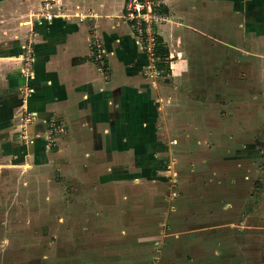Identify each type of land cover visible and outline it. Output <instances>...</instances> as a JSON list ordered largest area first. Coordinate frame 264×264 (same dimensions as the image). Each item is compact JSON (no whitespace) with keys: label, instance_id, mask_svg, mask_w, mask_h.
<instances>
[{"label":"crops","instance_id":"1","mask_svg":"<svg viewBox=\"0 0 264 264\" xmlns=\"http://www.w3.org/2000/svg\"><path fill=\"white\" fill-rule=\"evenodd\" d=\"M124 1L53 0L48 22L33 16L40 0L0 12L28 19L6 114L19 122L10 138L20 144H1L0 159L46 152L48 121L62 123L59 161L80 189L75 247L94 248L83 263L264 264V0H159L168 66L157 73L166 81L145 76L149 61L121 16ZM230 86L232 100L220 99ZM27 112L26 133L40 134L32 140L20 126ZM87 231L106 234L85 247Z\"/></svg>","mask_w":264,"mask_h":264},{"label":"rangeland","instance_id":"2","mask_svg":"<svg viewBox=\"0 0 264 264\" xmlns=\"http://www.w3.org/2000/svg\"><path fill=\"white\" fill-rule=\"evenodd\" d=\"M22 1L3 0L0 2V12L3 13L4 8L10 9L14 3L18 5ZM157 12L161 16L164 15L160 9H157ZM24 16L22 19H0V145L8 141L15 142L16 146L20 144L19 140L13 141L10 138L17 134L19 122L8 118L6 114L12 117V111L8 108H11L16 100L13 88L19 78L17 57L20 51L21 36L28 34L26 24H24L28 20L26 19L27 14ZM121 16H124V13H121ZM12 32L17 33V38L15 35L11 37ZM98 45L102 47L100 42H97L96 46ZM28 48L31 49L30 44L27 48L24 47V50L27 51ZM21 60L25 61L24 54ZM102 64L100 63L99 66ZM30 73V68L28 72H24L23 69L24 77H28ZM206 73L211 78V71H206ZM155 75H157V80L166 81L162 79L166 77V74L163 77L156 72ZM200 75L201 72H198L196 75L198 79ZM145 76H149L147 72ZM232 77L233 72L227 73L229 85L232 83ZM232 91L231 87L230 95L227 92L226 96L218 95V97L231 101ZM11 99L14 101L10 107L5 106V101ZM223 115L224 113L221 112L219 118L225 127L231 126L232 119ZM208 122L217 126L216 120L212 118ZM63 129L52 137L44 138L46 140L41 146L46 149V152H41L36 156H27L28 161L26 162L34 163L33 167L27 166L24 161L26 155L15 158L13 157L14 152L10 150L0 159L2 161L0 162V264H86L82 262L85 259L81 257H86L89 250H94V248H86L82 252L76 250L75 243L77 242L74 235L80 232L75 231V219L77 217L80 220L81 217L78 213L80 208L76 205L77 200L73 198V194L80 192V189H75L73 173L65 175L61 165L63 161H59L58 138H54L60 133L63 134L65 132ZM164 140L167 141V139ZM213 155L216 156V154ZM22 159L25 163L17 164ZM144 165L147 166L144 167ZM150 165L149 162H142L140 167L141 172L144 171L146 176H151L154 171ZM136 173L135 171L134 174ZM171 177L172 175L169 176L170 179ZM81 221L84 223L83 220ZM105 234V232L87 231L84 240L85 247L86 245L94 247L96 241ZM74 257H76V262ZM66 258L68 260H65Z\"/></svg>","mask_w":264,"mask_h":264},{"label":"built area","instance_id":"3","mask_svg":"<svg viewBox=\"0 0 264 264\" xmlns=\"http://www.w3.org/2000/svg\"><path fill=\"white\" fill-rule=\"evenodd\" d=\"M160 5L159 0H125L123 9V17L129 22L136 42L142 47V50L149 61L147 65V73L150 77H153L157 72L156 62L158 58L155 55V47L157 37L156 28L158 23L162 20L161 15L157 12ZM54 14L53 0H40L37 9L33 11V16L40 22L51 21ZM27 46L28 45L26 44L25 47L27 48ZM102 56L103 49L100 48V45H98L96 46V53L94 57L96 60L102 61ZM29 58L30 53L27 54V58H25V61L23 62L24 72H28L29 68L31 69ZM32 117L33 114L31 112H27L20 121V126L22 127V137L27 140H32L40 135L39 133H34L30 136L24 129L26 122L32 119ZM62 129V123L55 118H51L48 121V125L43 136L44 138L52 137ZM153 264L161 263L156 261L155 258L153 260Z\"/></svg>","mask_w":264,"mask_h":264},{"label":"trees","instance_id":"4","mask_svg":"<svg viewBox=\"0 0 264 264\" xmlns=\"http://www.w3.org/2000/svg\"><path fill=\"white\" fill-rule=\"evenodd\" d=\"M96 50V49H95ZM104 54V53H103ZM155 55L158 58L156 62V66L159 69H164L166 71V68L168 66L167 63V57H168V48L167 46L162 42V38L160 36L156 37V47H155ZM104 56V55H103ZM102 56V58H103ZM91 59H93V56H91ZM168 70V69H167Z\"/></svg>","mask_w":264,"mask_h":264}]
</instances>
